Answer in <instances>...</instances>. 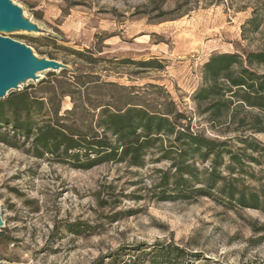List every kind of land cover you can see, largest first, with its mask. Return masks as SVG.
<instances>
[{"label":"rangeland","instance_id":"rangeland-1","mask_svg":"<svg viewBox=\"0 0 264 264\" xmlns=\"http://www.w3.org/2000/svg\"><path fill=\"white\" fill-rule=\"evenodd\" d=\"M13 2L40 32L1 34L31 46L37 56L67 64L88 98L160 112L179 110L206 136L236 134L224 125L212 127L191 94L204 85L202 65L212 54L264 50V0ZM57 75L45 71L39 81L22 84L0 101L23 92L46 103L49 83ZM52 103L51 108L59 106ZM71 105L68 97L61 102L63 109ZM250 111L245 118L253 124L255 115L260 117L253 124L258 130L239 132L264 143V112ZM5 136L16 145L0 142V260L152 264L153 250L172 243L185 250L187 257L180 260L188 258V264H264L263 234L253 231L264 223L258 210H231L206 197L148 198L159 176L153 168L165 169L167 162L75 169L48 154L32 155L31 139L24 141L21 134L11 138L9 125L0 127V138ZM251 170L264 180V164L252 163Z\"/></svg>","mask_w":264,"mask_h":264},{"label":"trees","instance_id":"trees-1","mask_svg":"<svg viewBox=\"0 0 264 264\" xmlns=\"http://www.w3.org/2000/svg\"><path fill=\"white\" fill-rule=\"evenodd\" d=\"M202 66L204 85L193 91L192 98L212 127L224 125L228 131H237L233 136H206L179 110L160 112L92 100L75 79L77 75L67 69H61L49 83L51 97L44 112V100L28 93L0 101V127L9 125L11 138L21 134L24 141L31 139L32 155L48 154L75 169L106 163L142 168L167 162L165 169L153 168L159 176L148 189L150 199L195 201L206 197L231 210L248 208L264 214V180L251 170L252 163L264 164L260 158L264 143L239 132L258 130L253 124H259L260 117L255 115L253 124L245 118L250 109L264 112V70L254 68H264V50L212 54ZM65 97L72 105L63 109ZM54 100L59 103L57 108L49 106ZM0 142L16 145L6 136ZM253 231L264 238V223ZM153 253L152 264H188V258L180 260L187 257L185 250L172 243L156 247Z\"/></svg>","mask_w":264,"mask_h":264},{"label":"water","instance_id":"water-1","mask_svg":"<svg viewBox=\"0 0 264 264\" xmlns=\"http://www.w3.org/2000/svg\"><path fill=\"white\" fill-rule=\"evenodd\" d=\"M37 33L40 28L13 0H0V100L21 85L37 82L45 71L68 69L67 64L48 56H37L31 46L1 33ZM3 226L0 210V228ZM0 264H33L0 260Z\"/></svg>","mask_w":264,"mask_h":264}]
</instances>
